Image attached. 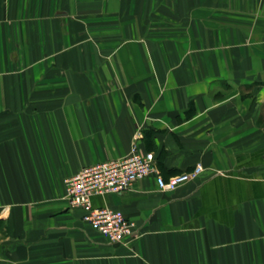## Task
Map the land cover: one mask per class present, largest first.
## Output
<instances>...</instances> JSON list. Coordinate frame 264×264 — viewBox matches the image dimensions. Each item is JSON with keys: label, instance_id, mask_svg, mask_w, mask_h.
<instances>
[{"label": "crops", "instance_id": "1", "mask_svg": "<svg viewBox=\"0 0 264 264\" xmlns=\"http://www.w3.org/2000/svg\"><path fill=\"white\" fill-rule=\"evenodd\" d=\"M133 146L202 171L111 243L64 179ZM0 264H264V0H0Z\"/></svg>", "mask_w": 264, "mask_h": 264}, {"label": "built area", "instance_id": "2", "mask_svg": "<svg viewBox=\"0 0 264 264\" xmlns=\"http://www.w3.org/2000/svg\"><path fill=\"white\" fill-rule=\"evenodd\" d=\"M202 167L165 179L154 165L151 152L139 153L133 146L130 153L118 159L84 166L64 179L65 199L72 208L84 210L83 219L108 242H126L135 234V224L120 209L94 206V195L129 191L135 182L152 175L160 190H175L179 185L196 178Z\"/></svg>", "mask_w": 264, "mask_h": 264}]
</instances>
